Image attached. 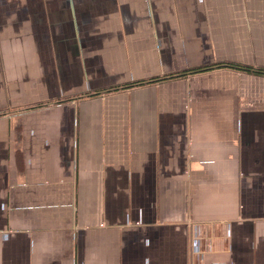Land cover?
Here are the masks:
<instances>
[{
    "label": "crops",
    "instance_id": "obj_1",
    "mask_svg": "<svg viewBox=\"0 0 264 264\" xmlns=\"http://www.w3.org/2000/svg\"><path fill=\"white\" fill-rule=\"evenodd\" d=\"M229 62L264 68V0H0V264H264V74Z\"/></svg>",
    "mask_w": 264,
    "mask_h": 264
},
{
    "label": "trees",
    "instance_id": "obj_2",
    "mask_svg": "<svg viewBox=\"0 0 264 264\" xmlns=\"http://www.w3.org/2000/svg\"><path fill=\"white\" fill-rule=\"evenodd\" d=\"M222 65H227V66H233V67H237L239 69H243V70H247V71H254V72H257L259 74H264V68H253L251 66H247V65H242V64H238V63H224V64H216L215 66L219 67V66H222ZM213 66V67H215ZM211 67L209 66H206V68H202V69H198V70H194L193 71H204V70H207V69H210ZM187 71H185L184 73L182 74H178V75H184L186 74ZM174 75H177V74H171V75H168V76H162V77H154V78H151V79H147V80H142V81H137V82H134V84L132 85H138V84H141V83H149V82H154V81H159L161 79H166V78H169V77H172Z\"/></svg>",
    "mask_w": 264,
    "mask_h": 264
}]
</instances>
